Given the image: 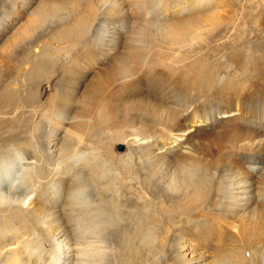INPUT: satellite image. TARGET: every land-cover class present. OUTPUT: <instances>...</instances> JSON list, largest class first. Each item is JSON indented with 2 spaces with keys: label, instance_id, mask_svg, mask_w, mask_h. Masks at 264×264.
<instances>
[{
  "label": "bare ground",
  "instance_id": "bare-ground-1",
  "mask_svg": "<svg viewBox=\"0 0 264 264\" xmlns=\"http://www.w3.org/2000/svg\"><path fill=\"white\" fill-rule=\"evenodd\" d=\"M20 3L29 21L17 35L15 54L10 52L3 62L14 64L19 76L28 73L30 78L22 80V96L38 102H33L31 113L38 123L46 122L48 151L42 154L33 144L12 155L0 154V264H86L85 257L86 263L80 259V247L93 248L91 242L98 235L113 233L108 225L119 211L120 199L135 207L134 234L149 240L150 230L163 228L164 204L158 199L165 194L160 187L170 172L172 210L184 218L194 214L198 201L203 207L209 205V164L201 165L187 154L192 149L190 131L229 114L225 106L231 102L246 100L252 103L250 113L264 114V72L253 73L250 68L256 69L257 63L246 60L238 65L241 57L234 55L226 67L210 70L211 55L221 48L227 52V41L237 44L245 36L228 0H42L35 10L30 7L37 0H9L11 9ZM62 19L71 22L56 28L60 20L65 23ZM45 29L52 36L37 45L46 36ZM236 32L242 35L233 36ZM113 37L121 45L113 43ZM66 41L69 47L63 45ZM261 55L254 57L264 60V50ZM96 60L103 66H97ZM50 71L55 74L49 86L53 93L38 100V82ZM7 90L0 91V100L12 107L16 101ZM114 105L122 109L119 115ZM36 128L30 130V137ZM88 130L91 135H84ZM253 134L231 128L219 136L225 142L217 139L222 155L241 153L252 172L246 178L225 168L232 176L221 210L226 216L236 218L264 203V185L257 184L264 182V137ZM121 140L129 150L124 156L113 150ZM255 146L263 150L255 152ZM172 147L186 151L184 156L172 159ZM140 162L146 165L141 173L145 180L134 168ZM116 166L121 173H114ZM145 181L153 183L152 191L159 197L149 194ZM87 185L93 186L98 198L93 208L85 205ZM205 209L206 224L211 212ZM196 223L185 220L179 228L185 233L201 230L202 226L194 227ZM188 244H179L178 264L245 263L243 252L229 258L215 251L217 256L208 263L195 256L187 260L188 253L200 254Z\"/></svg>",
  "mask_w": 264,
  "mask_h": 264
},
{
  "label": "rangeland",
  "instance_id": "rangeland-1",
  "mask_svg": "<svg viewBox=\"0 0 264 264\" xmlns=\"http://www.w3.org/2000/svg\"><path fill=\"white\" fill-rule=\"evenodd\" d=\"M40 1L42 0H37V3L33 4L30 7V9L32 8L34 9L35 6L37 8L38 5L36 4H38V2ZM228 4L231 7L233 6V9L237 11L234 13L236 14V16H238V18L240 17L239 22L242 23V27L245 31L243 35L245 36L241 37L240 38L241 42L240 43L237 42V44H232V41H227L226 42L227 52L225 51V48H221L220 50H217L215 54L211 55L210 70L212 69L211 71L214 72V68H216L215 70H217L224 68V66L226 67L229 63V60L234 55H239L241 59L238 62V65H240L239 63L242 64L246 62V60L249 63L255 62L257 63L256 69L250 67L253 73H255L256 70H258V72H264V62H263L264 60L262 59L256 60L254 57L261 55V50H264V0H228ZM23 5L24 4L20 3L16 7V9L14 8L11 9V7L9 6V0H2V1L0 0V81L2 82L0 86V91H8L7 89H10L9 93L10 94L12 93L14 95L16 101V103L12 107H8L6 106V103L1 102L0 100V154L2 156L10 155V154L12 155L17 151H19L20 148L33 144H37L39 150L41 149L40 151H42V154L43 153L46 154L48 151L47 143L45 142L46 140L44 139L46 138L45 135L47 131L45 126L46 122L42 120L41 122L38 123V120L34 119V116L31 113L33 102H37V100L35 99V101H33L32 98L28 100L24 98L26 95L22 96V88H21L23 82L22 80L30 78V77H26L28 73L22 72L19 76V74L17 73L18 71L15 70V67L13 68L14 64H11L9 66L4 65L7 55L11 53L15 54L14 45L19 44V40H17L18 39L17 35L24 27H26L29 21L28 18L29 15H27V9L25 8L24 10V8L22 7ZM61 14H63V12H61L60 15ZM59 17L60 16L58 15V18ZM62 20L65 21V23L60 20L59 22L60 26H57L56 28H61L62 25L65 26L67 23L71 22L69 20L67 21L64 19ZM48 28L49 27H47V30ZM56 28L54 30H56ZM47 30L45 29V32ZM118 34L115 36H121V35L123 36L122 33H118ZM241 35L242 34L239 35L236 32L234 33L233 36H241ZM47 36H52V32L48 31V34L46 32V36L43 37L41 41L39 40L38 43L36 44L39 45L43 40H47L48 38ZM113 40H114L113 43H116V45H121L116 37H113ZM73 41L75 40L73 39ZM111 41H109L110 44L112 43ZM66 42L63 43V45L66 44L68 46L69 42L68 41ZM9 45L11 47H9ZM30 53H32V51ZM34 54L35 53L33 52L32 53L33 60H35L34 56L36 55ZM95 64L97 66H103L99 60H96ZM7 67L9 68L7 69ZM15 72L17 73V75ZM9 74L12 76H9ZM54 75L55 74L53 71L47 72L43 75L42 80L38 82L39 85L38 95H37L38 100L45 98L47 99L48 94L49 97L52 95L53 93L52 88L54 87L51 88L49 86H51V82H54L53 80V78L55 77ZM8 82H9V86L7 87ZM112 84L113 85H111V88H113L115 85L114 82ZM231 103L225 106V109H229L227 110L229 114L227 115L222 114L218 116L219 118L218 121L214 124H210L209 126L201 125V124L195 125L193 129L190 131L191 133L188 136V140H189L188 142L191 145L192 149L187 150L188 151L187 154L199 160V162H201V165H203V163L209 164L207 170L209 183H208V190L206 191V195H208L207 198H209L210 201H209V205H205L207 206L208 209L209 208L211 209V210L209 209V212H211V214L209 213L208 222L205 224L203 221L205 218L204 213L207 214L208 210L205 209V206L203 207V204L202 205L197 204L199 203V201L196 203V206L192 210V213L194 214L192 215L190 214L191 216L186 215L183 218L181 214L172 210L170 203L172 198L169 197L171 195V191L168 188L170 175H171L170 172L169 175L165 174L166 177L167 175L169 176V179L165 177L166 183L164 185L162 184L160 187V190L163 191V193L165 194L161 195V199H158L159 202H162L164 204V208L162 209V214H161L163 218L162 219L163 228L159 230H157L156 228V230L154 231L150 230L149 240H143L141 237L136 236L134 234L135 233L134 231L137 226L138 217L137 214L135 213V209H134L135 207L133 206L127 207V203H125V201H122L120 199L116 203L117 206L116 210L118 209L119 211L115 212L112 217L114 223L111 222L110 223L111 225L110 224L108 225L110 226L111 229L112 228L114 229V231H112L113 233L108 234L109 238L106 236L107 234L98 235L96 242H94L95 240L91 242V246L93 248L90 247V249L89 248L87 249L88 246L87 247L85 246L86 249L85 247L84 249H82L80 247L79 250H81L80 251L81 257L80 256L79 257L83 263L87 262L86 264H178L176 258L178 257L177 254L179 252L178 249L179 244L187 246L189 245L188 243L190 242L191 247L193 249L195 248L198 249L200 251V254L196 255L197 253L195 252L197 251L193 253H188L186 257L187 260L189 259L191 260L192 257L195 256L193 258L194 259L199 258L198 262L203 260L204 263L205 262L208 263V261L212 260V258L217 256V254L218 256L222 254L223 256L221 255V257L230 258L234 254H235L234 256H237L238 254H240V252L241 253L243 252L242 255L244 254L243 257L245 261V263L243 264H264V203L258 205L257 208L254 209L255 211L251 210V212L247 214L243 212L239 213V215L236 218L231 217L229 215L226 216L224 211H221L223 210L226 204V203L224 204V201H226V197L229 194L228 190L230 188L229 186L231 185L230 183L232 182L231 180L232 176L228 175L229 176L228 178L225 168L229 169V171L231 172H234V174H243L244 177L246 178L248 177L245 176V174L249 175L252 172L248 170L246 166L248 162L245 161V157L242 158L241 153L240 155L239 154H235L234 156L229 155L230 157L226 158L225 155H222V153L219 152V146L221 144L220 143L218 144V141L220 140L225 142V140L220 139L219 136H221V133H223V131L230 130L232 128V129H238L241 133H245L248 130H252L254 132L253 134L254 136L259 135L264 137V129H263L264 120L260 119L261 117H263L264 114L250 113L248 109L249 110L251 109L250 107L252 106V103H249L246 100L237 101L232 104ZM116 106L114 107V109L115 112H117L116 111L117 108L118 110L120 109L119 112H117L119 115L122 109L118 105ZM230 119H233V121H230ZM79 122L77 121V124H83V125L86 124L85 126L88 125L87 123L84 124V122L83 123H79ZM188 122L190 126L193 125L192 120H188ZM74 124H76V120L74 121ZM96 124L97 123L94 122V126H96ZM33 126L34 128L36 127L38 128H36V132L34 131L36 135L34 134L33 137H30L31 136L30 130L33 128ZM28 132H30V134ZM96 134L93 136L95 142H97L100 139V135L99 134L96 135ZM84 135H89V130H88V134H84ZM241 145H244V143L240 144V146ZM121 146H123V148H121ZM113 148H114L113 150L115 151L114 153L119 156H124L129 151L126 143L123 140L115 143ZM256 149L257 150H255V152L259 150H263L262 146L261 147L257 146ZM171 150L175 151L172 155V159H177L179 157L184 156L182 154L184 150L180 151L179 148L175 149V147H172ZM244 154L250 155L251 153L248 154L244 153ZM253 159H255V161L257 160L255 157H253ZM145 166L146 165L144 164V162H142V164L140 162L139 164L134 165V168L140 169L139 171H137L138 176H140L141 173H144L143 170L145 169ZM119 167L120 166L118 167L116 166L114 173H118V172L121 173ZM133 170L135 171V169ZM80 177L83 178L84 173ZM141 177H143L144 180L146 179V175L144 174L143 175L141 174ZM254 179H255L254 181L256 182L260 181L257 178ZM227 183H229L230 185L228 186ZM257 184H259L258 185L259 187L260 186L263 187L264 182L262 183L260 181V183ZM88 186L89 185L86 186L87 188L84 189V193H83L84 197L87 199V200L85 199V203H86L85 205H87L90 208H93V206L97 204L98 198L97 195L95 194L94 188H92L93 186H89V187ZM145 186L148 189V191L150 190L149 194L154 196L156 195L152 191L154 190L152 182L149 183L146 182ZM157 197H159V195ZM154 199L157 200L155 197ZM155 204L158 208L159 204L157 202ZM142 206L141 207L144 210L145 205ZM185 220L187 221L194 220V222H197L194 227L202 226L201 230L200 229L194 230L193 231L194 233L192 231L191 233H185L184 231L180 230L179 227L182 226V223H184ZM121 228L124 230L121 231ZM119 231L122 232V235H119ZM111 236L112 237L114 236V239ZM110 237L113 240H111ZM100 239H102V241H100ZM44 245L46 247L49 246L48 243H44ZM235 249H237L238 251ZM91 250L93 252H90ZM84 251H86L87 253H84ZM215 251L216 252L218 251V253L216 254ZM84 254L85 255L87 254L88 256H84ZM84 257L87 261L83 259ZM83 260L86 262H84ZM239 262L241 261L239 260Z\"/></svg>",
  "mask_w": 264,
  "mask_h": 264
},
{
  "label": "water",
  "instance_id": "water-1",
  "mask_svg": "<svg viewBox=\"0 0 264 264\" xmlns=\"http://www.w3.org/2000/svg\"><path fill=\"white\" fill-rule=\"evenodd\" d=\"M121 148H123V146H121Z\"/></svg>",
  "mask_w": 264,
  "mask_h": 264
}]
</instances>
